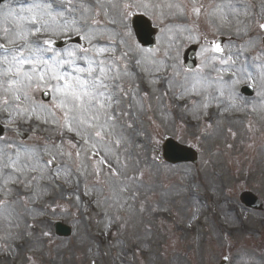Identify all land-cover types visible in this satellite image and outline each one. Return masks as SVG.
<instances>
[{"label": "rangeland", "instance_id": "rangeland-1", "mask_svg": "<svg viewBox=\"0 0 264 264\" xmlns=\"http://www.w3.org/2000/svg\"><path fill=\"white\" fill-rule=\"evenodd\" d=\"M256 1L73 2V15L86 16L84 29L98 33L92 44L115 50L105 56L121 57L116 127L105 129L104 139L92 129L77 135L62 127L51 87L33 89L19 108L0 88V98L8 99L0 102V120L9 130L0 138V189L14 192L13 199L0 194V264H216L227 254L232 264H264V208L249 210L240 202L247 190L264 200V49L251 32L255 24L243 15ZM26 2L27 9L42 0ZM43 2L53 10L59 4ZM13 3L0 7V44L15 50L20 45L5 40L2 29L10 28L14 38L18 18L29 13ZM81 4L91 10L85 13ZM136 12L164 25L154 51L142 49L129 31ZM219 34L250 37L247 51L256 54L240 59L230 41L223 56L205 43L198 70H184L183 48ZM38 35L30 40L40 41ZM243 83L255 85L254 99L239 95ZM46 89L51 104L34 99ZM18 129L32 138L21 142ZM168 135L197 148L199 164L163 162L161 143ZM76 137L84 139L78 148ZM13 161L19 171L5 167ZM56 221L72 226L73 235L56 236Z\"/></svg>", "mask_w": 264, "mask_h": 264}, {"label": "snow or ice", "instance_id": "snow-or-ice-1", "mask_svg": "<svg viewBox=\"0 0 264 264\" xmlns=\"http://www.w3.org/2000/svg\"><path fill=\"white\" fill-rule=\"evenodd\" d=\"M62 3L67 6L60 10H53L51 4L43 0L31 4L25 10L29 15L18 18L14 38L8 35L12 31L10 28L2 29L5 40L20 46L12 50L0 44L2 50L0 88L11 93L12 99L18 102L16 107L19 108L22 97L29 99L30 91L33 89H38L42 85L51 87L58 95L54 107L63 112L65 123L62 127L76 132L77 135H80L81 131L92 129V135L104 139V130H114L116 127L117 114L113 111V106L120 104L119 96L123 93V87L118 83L121 78L118 61L121 57L105 56L106 53H114L115 50L92 44L98 34L96 29L91 27L84 29V24L87 23L86 16L77 18L73 15L77 11L73 0H62ZM103 3L104 0H97L99 6H103ZM80 7L85 13L91 10L85 4H81ZM131 7L130 4L124 5L126 10ZM194 11L198 12L199 9ZM99 14L97 9L96 15ZM19 21H27L30 26L25 27ZM98 22L95 19L92 21L93 24ZM259 27L264 29V24H260ZM57 31L75 32L91 47L60 52L56 51L55 40L51 38L42 41L30 40L31 36L37 34L48 33L51 37ZM215 49L217 52L222 51L219 44L215 45ZM0 102L7 104L8 99L0 98ZM32 111H36V108ZM16 163L13 161L5 167L19 171Z\"/></svg>", "mask_w": 264, "mask_h": 264}, {"label": "water", "instance_id": "water-1", "mask_svg": "<svg viewBox=\"0 0 264 264\" xmlns=\"http://www.w3.org/2000/svg\"><path fill=\"white\" fill-rule=\"evenodd\" d=\"M142 23H138V22H135V26L137 27V31H138V34L139 35H148V30H145L143 29L142 27ZM144 33V34H143ZM140 39L141 41L144 43V44H150L151 43V40L150 42L147 41L146 39H142V37L140 36ZM191 51H189L188 54H190ZM165 151H166V158L169 160H172V161H176L178 159L179 160H189V161H196V154L195 152L193 151H190L189 149H187L186 147L184 146H181V145H177L175 144L174 142L172 141H169L166 146H165ZM169 155H172V156H169ZM250 196L249 200L251 202H257V198L255 196H253L252 194H248Z\"/></svg>", "mask_w": 264, "mask_h": 264}]
</instances>
